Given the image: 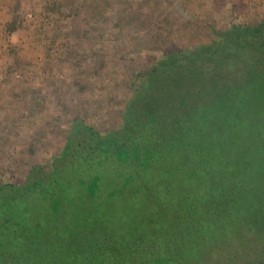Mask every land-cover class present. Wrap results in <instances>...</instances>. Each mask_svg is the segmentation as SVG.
Returning a JSON list of instances; mask_svg holds the SVG:
<instances>
[{"label":"trees","instance_id":"obj_1","mask_svg":"<svg viewBox=\"0 0 264 264\" xmlns=\"http://www.w3.org/2000/svg\"><path fill=\"white\" fill-rule=\"evenodd\" d=\"M57 1L62 12L68 1ZM78 2L72 0L67 17L74 21L82 18L89 24L94 16L114 14V19L108 21L111 30L106 36L113 38L126 30H142L146 33L142 46L151 55L146 68L129 67L137 72L139 81H130L133 95L123 108L118 111L103 107L108 114L119 116V123L114 120L107 131H98L93 116L90 120H73V130L61 147V156L71 151L75 162L72 168L81 165L87 170L96 166L90 164L93 156L115 158L128 173L145 176L157 166L156 156L162 155L168 161L173 152L171 156L167 154V146L185 140L180 134L192 129L202 132L204 141L215 149L212 157L218 165L210 172L220 183L216 184L219 194H207L204 200L194 203L193 199H172L164 207L156 201L160 220L158 216L146 218V224L150 223L146 232L132 230L124 223L107 232L109 247L97 249L103 250L101 256L91 249L84 252V247L78 253L72 251V255L63 256L50 246H44L45 250L37 247V236L27 230L24 219L3 215L10 211L21 216L22 193L48 183L50 173L45 175L42 167L35 165L25 175L15 176V181L5 180L0 174V264H264V20L215 31L209 43H190L181 40L184 36L178 31L179 21H167L171 0H87L90 14L79 13ZM52 9L51 12L55 5ZM155 17L160 19L154 21ZM155 24L156 28L147 32ZM126 39L124 47L120 39L110 48L97 47L94 42L88 47L79 43L85 56L91 57L89 70L97 75L88 85L93 90L84 87L81 91L92 95L98 76L108 70L111 61L125 59L133 46L132 40ZM79 69L80 75L85 76L83 68ZM16 96L19 98V93ZM194 148V160L210 157L209 147L203 144L202 148L201 142ZM169 169L171 175L179 173ZM198 173L199 169H193V175ZM133 180L130 178L120 192L102 203L116 204L115 196L126 192ZM81 182V188H88L89 208L98 200L101 178L96 176L91 185ZM169 189L168 179L155 184V191L160 190L162 197L167 196ZM46 195L51 198L53 193ZM60 198L63 201L62 195ZM167 205L176 209L174 217L164 211ZM201 215L205 220L196 228L195 217ZM188 218L194 228L185 230L181 222ZM100 221L96 228L106 231L109 221L104 216ZM173 221L176 225L171 228L169 223Z\"/></svg>","mask_w":264,"mask_h":264},{"label":"rangeland","instance_id":"obj_2","mask_svg":"<svg viewBox=\"0 0 264 264\" xmlns=\"http://www.w3.org/2000/svg\"><path fill=\"white\" fill-rule=\"evenodd\" d=\"M64 1L68 3L63 4L61 12L57 0H0V174H4L5 180L15 181V176L25 175L35 165L41 166L45 175L50 173L48 183L22 193L21 216L10 211L3 215H14L18 221L24 219L27 230L37 236V247L42 250L50 246L55 253L70 256L72 251L78 253L84 247V252L91 249L101 256L103 250L97 249L109 247L106 234L110 229L125 223L132 230L146 232L150 224H146V218L158 216L160 220L156 201L164 207L172 199H193L194 203L204 200L207 194L218 195L216 184L220 183L210 172L218 165V160L212 157L215 149L204 141L203 133L190 129L180 134L185 140L167 146L169 153H165L171 156L173 152L168 161L162 155L156 156L157 166L149 175L134 176L115 158L102 156H93L90 164L96 166L92 170L81 165L72 168L75 163L72 152L61 156V147L73 130V120H90L93 116L92 122L97 123L98 131H107L114 120L119 123V116L108 114L103 107L118 111L123 108L133 95L130 81H139L135 77L137 72L129 67L146 68L151 51L142 46L144 31L121 30V34L108 37L105 34L111 30L108 21L114 19V14L108 13L102 18L94 16L89 24L82 18L74 21L67 17V12L72 10V0ZM53 5L55 9L51 12ZM87 5V0H79V13L90 14ZM169 7L167 21H179L178 31L184 36L181 40H190V43H209L215 31H224L233 25L250 26L264 20V0H171ZM158 19L155 17L154 21ZM157 25L149 26L147 32ZM126 37L133 44L129 54L122 61L112 60L108 70L98 76L95 92L86 93L85 90H93L90 86L97 75L93 76L95 71L89 70L91 57L85 56L79 43L88 47L94 42L97 47L110 48L120 39L124 47ZM79 67L83 68L86 78L80 75ZM114 70L118 74L114 75ZM82 88L85 90L81 91ZM15 93H19V98ZM97 110L103 111L102 114H97ZM199 142L202 148L203 144L209 147V158L194 160V147ZM167 166L179 173L171 175ZM195 168L200 170L197 175L192 174ZM96 176L101 178L100 192L96 203L88 208V188H81V181L91 185ZM130 178H134L133 183L126 192L115 196L116 204L102 203L120 192ZM164 179H168L170 189L166 191L167 196L162 197L160 190L155 191V184ZM47 192H52L53 196L49 198ZM61 195L63 201H60ZM56 202L60 205L56 206ZM167 206L164 211L174 217L176 209ZM102 216L109 221L106 231L96 228ZM195 219L196 228L205 220L203 215ZM191 220L181 222L185 230L194 228ZM210 222L213 226V221ZM175 225V221L169 223L171 228Z\"/></svg>","mask_w":264,"mask_h":264}]
</instances>
